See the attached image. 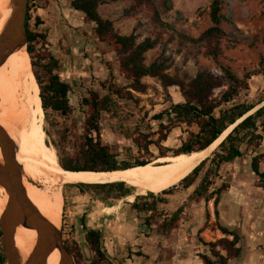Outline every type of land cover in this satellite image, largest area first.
I'll use <instances>...</instances> for the list:
<instances>
[{"label":"trees","instance_id":"1","mask_svg":"<svg viewBox=\"0 0 264 264\" xmlns=\"http://www.w3.org/2000/svg\"><path fill=\"white\" fill-rule=\"evenodd\" d=\"M32 1L29 0L26 20L27 50L32 59L36 82L40 88L44 114L48 120L54 114L65 119H72L70 126L60 134L59 141L55 144L59 163L66 170L116 171L142 167L160 157L202 151L212 144L229 125L253 108L256 103L264 100V88L259 94L260 98L255 102L239 98L242 91L249 90L252 77L264 75L263 57L258 68L245 72L242 77L234 72L230 64L221 63L219 60L224 56V50L235 48L238 44L237 40L221 26L222 22L232 23V19L224 13L226 5L224 0H211L208 12L211 25L197 37L177 33L170 23L163 19V14L173 10V0H130V4L123 9V16L132 17L145 11L149 21L154 24V36H146L142 39V35L138 32V26L142 25L140 22L131 33L121 34L115 28L114 21L102 17L99 12L101 5L123 0H69L70 7L82 13L86 23L94 24L93 31L98 41L103 44V52L115 53L119 63V74L126 81L124 85L114 82V76L110 71L109 78L100 82L101 91L104 93L99 90H89L81 100L84 118L79 126L76 119L72 118L73 109L69 98L71 86L60 77L59 60L48 51H42L37 55V46L42 40H46V35L35 29L42 24L40 17L35 18V27L29 24ZM164 33L169 34V40H174L176 36L182 43L202 45L204 55L219 63L223 77L208 70H201L186 81L177 74L172 75L169 72L171 64L167 63L166 58L147 64L146 53L157 45L166 43L163 38ZM262 41L264 43V36ZM146 77L156 79L165 89L176 87L183 100L177 103L172 101L158 113L150 115L149 111H145L143 115H138L133 128L122 130L123 136L131 141L129 146L120 148L118 145L109 144L102 137V115L118 118L121 115L123 102H131L138 107L141 98L135 93L147 94L151 88L150 84L144 81ZM224 81L227 82V88L220 92V95L213 97L215 90L223 87ZM193 127H196L197 131L192 130ZM177 128H184L183 132L186 136L181 138V145L172 150V155H169L171 150L165 142L171 132ZM45 131L47 135H50L47 128ZM263 132L264 107L240 123L212 155L203 160L190 174L188 173L198 163L177 170L145 173L127 180L128 184L125 182L65 184L63 237L67 234L65 228L67 226L66 211L69 205L66 194L68 188H77L81 194L96 197L103 203L125 197L129 199L130 196L139 194L136 198L134 197L135 200L130 203V207L143 220V226L153 228L158 233H170L179 228L187 203L182 204L170 214L159 212V203L167 202L162 195L172 194L171 186L177 183L188 188L197 183L199 179L188 200L189 202L213 200L216 227L223 234V237L216 241L204 242L208 247V253L201 256L202 264H227L240 255L241 236L236 230H231L220 222L218 206L222 194L228 191L229 186L224 183L216 186L215 180L220 176L219 171L223 164L243 159L245 150H251L256 153L251 161V170L258 179L257 185L264 187V169L262 170L264 153L258 151L264 138ZM152 147L156 152L151 150ZM141 153H145L148 157L139 156ZM206 166L207 169L201 176ZM186 169L190 170L184 172ZM170 172L174 177L170 176ZM178 174H180L179 177H176L175 175ZM143 178L148 179L151 184L146 190L138 193L136 192L137 186ZM131 185L135 187L133 193ZM86 217L87 214H83L81 225L91 258L85 261L81 247L76 240L72 242V245H68L64 240L75 264H115L102 248L103 232L88 227ZM69 233L74 234L73 227ZM0 237H2L1 231ZM3 261L4 251L1 245L0 264Z\"/></svg>","mask_w":264,"mask_h":264},{"label":"rangeland","instance_id":"2","mask_svg":"<svg viewBox=\"0 0 264 264\" xmlns=\"http://www.w3.org/2000/svg\"><path fill=\"white\" fill-rule=\"evenodd\" d=\"M224 1L226 4L224 13L232 19V23L222 22L221 26L237 40L238 44L235 48L224 50V56L219 60L221 63L230 64L234 72L242 77L245 72L258 68L261 58H264L262 41L264 0ZM210 2L211 0H173V10L163 14V19L170 23L177 33L197 37L211 25L208 14ZM129 4L130 0L111 1L101 5L99 12L102 17L114 21L115 28L121 34L131 33L140 22L142 25L138 26V32L142 35L141 39L154 36V24L149 21L145 11L132 17L123 16V9ZM31 8L30 26L35 27V18L40 17L42 24L35 29L46 35V40H42L37 46V55L42 51H48L59 60L60 77L71 86L69 98L73 109L72 118H75L80 126L84 118L81 100L89 90L101 91L100 82L109 78L110 71L114 76V82L119 85L126 84L119 74L116 55L110 51L103 52V44L98 41L93 31L94 24L86 23L83 14L70 7L69 0H33ZM168 37L169 34L164 33L163 38L166 43L159 44L146 53L147 64L166 58L167 63L171 64L169 72L172 75L177 74L186 81L201 70H208L223 77L219 63L204 55L202 45L182 43L176 36L174 40H169ZM28 63L30 72H33L30 56ZM144 81L150 84L151 88L147 94L135 93L141 98L138 107L131 102H123L121 115L118 118L102 115V137L109 144L118 145L120 148L129 146L131 141L123 136L122 130L133 128L138 115H143L145 111H149L152 115L160 112L172 101L177 103L183 100L176 87L165 89L159 81L151 77L145 78ZM227 86V82L224 81L223 87L215 90L213 97L220 95ZM37 87L40 94L38 84ZM263 88L264 75L254 76L250 80L249 90L242 91L239 98L255 102L260 98L259 94ZM42 114L44 127L50 131L46 141L55 147L60 134L70 126L72 119L54 114L48 120L43 108ZM192 130L197 131V128L193 127ZM183 131L184 128H177L169 135L165 142L171 150L169 155L181 145V138L186 136ZM151 150L156 152L153 147ZM258 151L264 153V138ZM255 154L251 150H245L243 159L223 164L219 171L220 176L215 180L216 186H221L222 183L229 186L219 205L220 222L238 232L241 236L239 246L244 248V254L239 262L233 264H264V187L257 185L258 179L251 170V161ZM139 156L148 157L145 153ZM263 169L264 165H262ZM188 170L190 169L184 172ZM170 174L174 177L171 172ZM179 175L175 176L179 177ZM198 182L188 188L177 183L171 186L172 194L162 195V198H168V202L159 203V212L170 214L184 202L187 203L182 226L170 237L157 235L153 228H143L142 221L135 219L136 213L131 209L130 203L139 194L132 195L129 199L125 197L103 203L96 197L81 194L77 188H68L66 194L69 205L65 228L67 234L63 239L68 245H72L76 240L85 261L91 258L90 249L89 257L84 251V246L88 245L81 225V217L86 213L87 226L103 232L102 248L115 264H202L201 256L208 253V247L204 242L216 241L223 237V234L216 227L213 200L209 202L188 200ZM149 184L151 182L148 179H141L136 192L146 190ZM64 190L62 186V193ZM134 191L135 187L132 186V193ZM62 205L64 207V197ZM61 215L63 219V211ZM60 227L63 228V221ZM72 227L74 234L70 235ZM199 229L202 231L198 232ZM1 245L3 246L2 237H0V248ZM233 260L227 264H231Z\"/></svg>","mask_w":264,"mask_h":264},{"label":"bare ground","instance_id":"3","mask_svg":"<svg viewBox=\"0 0 264 264\" xmlns=\"http://www.w3.org/2000/svg\"><path fill=\"white\" fill-rule=\"evenodd\" d=\"M9 2L0 0V32L11 12ZM28 56L25 48L16 50L0 66V125L18 144L17 159L23 166L27 197L53 226H61L64 184L127 181L149 172L187 167L199 163L207 155L208 150L204 149L160 157L142 167L106 173L70 172L64 169L59 163L56 148L46 141L42 101L35 75L30 72ZM28 178L36 183L30 182ZM7 201L8 194L0 187V215ZM37 238L36 229L19 226L15 231V243L25 257L34 249ZM60 260V251L56 249L49 255L47 264H60Z\"/></svg>","mask_w":264,"mask_h":264},{"label":"water","instance_id":"4","mask_svg":"<svg viewBox=\"0 0 264 264\" xmlns=\"http://www.w3.org/2000/svg\"><path fill=\"white\" fill-rule=\"evenodd\" d=\"M28 4L29 0H10L8 4L11 12L0 32V66L7 57L16 50L25 48L28 52V33L26 29ZM263 107L264 100L229 125L219 137L206 148L208 150L207 155L199 161L188 174L200 165L203 160L211 156L222 141L232 133L240 123ZM18 150V144L10 137L6 129L0 125V187L4 188L5 192L8 194V201L3 213L0 215V229L4 251V261L2 264H47L49 255L56 249H58L61 254L60 264H75L72 254L65 246L61 227L57 228L53 226L50 221L42 215L36 205L27 197L23 183V166L17 159ZM69 171L71 172V170ZM72 172L106 173L110 171L82 170ZM28 180L32 183H36L32 179L28 178ZM118 182H125L128 184L125 180H120ZM19 226L36 229L38 231L36 245L27 257L21 253L15 243V231ZM84 251L89 257L90 253L88 246H84ZM243 254L244 248L241 247V255L233 260L231 264L239 262Z\"/></svg>","mask_w":264,"mask_h":264},{"label":"crops","instance_id":"5","mask_svg":"<svg viewBox=\"0 0 264 264\" xmlns=\"http://www.w3.org/2000/svg\"><path fill=\"white\" fill-rule=\"evenodd\" d=\"M146 78H147V77H146ZM195 187H196V186H195ZM194 189H195V188H194ZM194 189H193V191H194ZM193 191H192V192H193ZM192 192H191V194H192ZM226 192H227V191H226ZM226 192H225V193H226ZM191 194H190V195H191ZM223 194H224V193H223ZM223 194H222V196H223ZM190 195H189V196H190ZM222 196H221V200H222ZM135 198H136V197H135ZM188 198H189V197H188ZM166 199H167V202H168V198H166ZM134 200H135V199H134ZM221 200H220V203H221ZM203 201H204V200H203ZM167 202H166V203H167ZM166 203H165V204H166ZM184 203H185V202H184ZM184 203H183V204H184ZM220 203H219V205H220ZM181 205H182V204H181ZM181 205H180V206H181ZM213 205H214V202H213ZM222 205H223V204H222ZM180 206H179V207H180ZM177 208H178V207H177ZM177 208H176V209H177ZM176 209H175V210H176ZM218 209H219V206H218ZM175 210H173V211H175ZM214 210H215V209H214ZM133 211H134V210H133ZM173 211H172V212H173ZM172 212H171V213H172ZM135 213H136V217H135V219H136V220L139 219V220L142 221L141 226H142L143 228H145V229H149V228L143 226V220H142L141 218H139V216H138V214H137L136 211H135ZM214 213H215V212H214ZM219 214H220V210H219ZM182 221H183V217H182V219L180 220V225H179V228H178V229L181 228L182 223H183ZM178 229H177V230H178ZM177 230H173V231H171L170 233H158V232L156 231V234L159 235V236L170 237V236H171L172 234H174ZM199 231H200V229L198 230V232H199Z\"/></svg>","mask_w":264,"mask_h":264}]
</instances>
